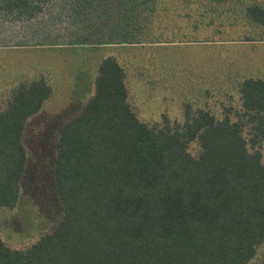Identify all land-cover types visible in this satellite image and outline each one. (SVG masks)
<instances>
[{
	"label": "trees",
	"instance_id": "trees-1",
	"mask_svg": "<svg viewBox=\"0 0 264 264\" xmlns=\"http://www.w3.org/2000/svg\"><path fill=\"white\" fill-rule=\"evenodd\" d=\"M51 1L0 0L2 25L25 27L24 39L0 48L41 46L42 58L73 48L80 59L66 68L75 86L97 49L169 42L143 36L149 0H72L77 32L60 40L45 26ZM199 12L220 38L237 24L229 13ZM243 15L247 25L264 27V3L246 4ZM118 55L97 63L92 93L61 127L53 179L63 218L22 249L3 240L1 209L20 200L24 131L60 77L43 69L12 87L0 109V264H250L264 242V77L238 81L240 103L222 113L187 102L183 120L164 113L152 124L129 102L128 69Z\"/></svg>",
	"mask_w": 264,
	"mask_h": 264
},
{
	"label": "rangeland",
	"instance_id": "rangeland-1",
	"mask_svg": "<svg viewBox=\"0 0 264 264\" xmlns=\"http://www.w3.org/2000/svg\"><path fill=\"white\" fill-rule=\"evenodd\" d=\"M106 1L101 2L108 3ZM149 1L151 21L143 36L169 42L130 49H97L91 53L87 74L76 86L66 68L69 65L74 67V60L80 59V53H74L73 48L59 47L57 54L52 52L49 55L55 54L53 57L45 58H42L45 53L37 51L42 49L41 46L39 49L0 48V109L5 107L12 97V89L19 87L24 77L40 75L38 73H43V69L52 68L58 75L54 72L48 76L54 81L60 77V84H55L54 93L43 109L29 120L24 131L28 161L21 179L20 200L16 207L1 209V234L12 248L30 246L56 228L63 218L53 179L58 137L64 122L92 93V76L102 58L119 54L128 69L129 102L142 120L152 124L160 122L164 113L171 119L183 120L187 102L222 113L225 105L240 103L238 81L246 76L264 77V27L247 25L243 15L246 4L264 3V0H227L222 3L212 0ZM71 3L72 0H52L45 9V26L52 29L53 35L60 36V40L77 32L78 23L70 18ZM205 8L215 14L221 13L215 16L217 19L229 17L225 13L237 17V24L227 26L226 37L217 36V30L206 23L210 18L200 16L203 13L199 10ZM186 11H190V15H185ZM195 20L202 22L197 24ZM22 24L5 22L2 25L0 21V45L24 39ZM176 40L184 42H172ZM50 63L57 68L48 65ZM40 64L42 66H38ZM25 71L28 74H24ZM250 264H264V242Z\"/></svg>",
	"mask_w": 264,
	"mask_h": 264
}]
</instances>
